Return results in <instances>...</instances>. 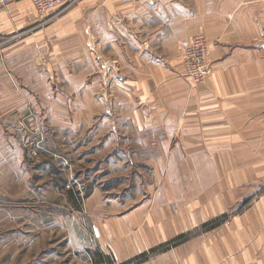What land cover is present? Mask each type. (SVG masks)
I'll return each mask as SVG.
<instances>
[{
    "label": "crops",
    "instance_id": "0c3cea01",
    "mask_svg": "<svg viewBox=\"0 0 264 264\" xmlns=\"http://www.w3.org/2000/svg\"><path fill=\"white\" fill-rule=\"evenodd\" d=\"M198 33L209 43L211 74L191 88L181 49ZM5 39L2 64L29 70L27 86L36 77L81 81V107L51 111L61 130L131 125L152 162L143 199L100 203L91 214L82 264H264V191L249 201L264 179V0H78L44 15L19 0L0 5ZM3 66L0 135L17 136L20 119L33 121L34 101L12 89L16 75ZM217 167L225 178L212 184ZM246 198L240 212L202 229ZM181 234V243L152 251Z\"/></svg>",
    "mask_w": 264,
    "mask_h": 264
},
{
    "label": "rangeland",
    "instance_id": "374dc122",
    "mask_svg": "<svg viewBox=\"0 0 264 264\" xmlns=\"http://www.w3.org/2000/svg\"><path fill=\"white\" fill-rule=\"evenodd\" d=\"M2 68L8 78L9 71L16 75L15 92L33 97L35 116L31 123L21 117L19 135H0V264H82L80 243L89 236L97 206L114 201L127 206L147 194L145 183L155 180L148 151L135 142L137 128H124L119 121L117 129L102 124L94 130H61L59 117H51V111L58 114L60 104L74 110L84 100L75 99L81 85L75 76H63V83L54 76L48 84L33 76L27 86L29 70L17 65L14 71L9 64ZM211 157L222 160L221 153ZM211 176L212 184L224 180V169H211ZM253 185L249 201L264 191V179ZM241 204H234L228 219L246 206Z\"/></svg>",
    "mask_w": 264,
    "mask_h": 264
},
{
    "label": "built area",
    "instance_id": "2783aa9c",
    "mask_svg": "<svg viewBox=\"0 0 264 264\" xmlns=\"http://www.w3.org/2000/svg\"><path fill=\"white\" fill-rule=\"evenodd\" d=\"M19 0H0L2 7L10 2ZM36 9L40 15L47 14L49 11L62 13L64 10L74 6L78 0H27ZM143 0H120L124 4H137ZM209 51V43H207L205 35L198 33L196 36L189 38L181 49V59L183 63V77L189 87H196L203 83L211 74L208 64L207 54ZM130 264H136L130 262Z\"/></svg>",
    "mask_w": 264,
    "mask_h": 264
},
{
    "label": "trees",
    "instance_id": "16d2710c",
    "mask_svg": "<svg viewBox=\"0 0 264 264\" xmlns=\"http://www.w3.org/2000/svg\"><path fill=\"white\" fill-rule=\"evenodd\" d=\"M247 201H248V198L243 200L241 205L244 206L247 203ZM228 216L229 215L227 213L220 214L217 217L203 223L202 229L208 230V229L218 227V225L227 221ZM185 237H186L185 234L177 235L176 237H174V239H171L168 242L159 245V247L154 248L152 251H162V250H166L171 247H174L175 245L181 243L185 239ZM135 260L136 258H133L130 261L122 263V264H130V262H135Z\"/></svg>",
    "mask_w": 264,
    "mask_h": 264
}]
</instances>
